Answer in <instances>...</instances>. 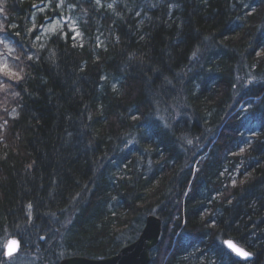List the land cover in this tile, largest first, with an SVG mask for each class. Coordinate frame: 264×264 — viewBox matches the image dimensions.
I'll list each match as a JSON object with an SVG mask.
<instances>
[{"label":"trees","instance_id":"16d2710c","mask_svg":"<svg viewBox=\"0 0 264 264\" xmlns=\"http://www.w3.org/2000/svg\"><path fill=\"white\" fill-rule=\"evenodd\" d=\"M0 41V264L110 258L152 214L150 264H264V0H0Z\"/></svg>","mask_w":264,"mask_h":264},{"label":"water","instance_id":"95a60500","mask_svg":"<svg viewBox=\"0 0 264 264\" xmlns=\"http://www.w3.org/2000/svg\"><path fill=\"white\" fill-rule=\"evenodd\" d=\"M162 238V220L152 214L147 217L145 227L139 238L134 243L124 247L117 255L110 258L97 260L85 257H72L62 260L60 264H150L151 251L160 244ZM13 242H15V244ZM230 244L242 249L249 255L247 257L239 255L233 247L229 246ZM227 247L244 260L253 258L252 254L236 245L233 241L227 242ZM20 249V241L11 238L9 239L5 256L7 258L11 257L12 255L17 254ZM9 251H11V255H9Z\"/></svg>","mask_w":264,"mask_h":264},{"label":"rangeland","instance_id":"374dc122","mask_svg":"<svg viewBox=\"0 0 264 264\" xmlns=\"http://www.w3.org/2000/svg\"><path fill=\"white\" fill-rule=\"evenodd\" d=\"M245 116V119H244V127L246 128H251V127H255V126H252L251 123H250V119H249V115H244ZM258 129V128H257ZM259 130V129H258ZM256 132V131H254ZM256 133H252V131H248L246 132V135H245V141L243 142L244 144H248L250 143L254 138H255V135ZM202 248L201 245H197L195 246V248L193 250H197V251H200ZM227 251L231 252L233 255H236L234 252H232L231 249H229L228 247L226 248ZM23 254V253H22ZM30 256L28 255H20L22 257V262H17L18 258L16 257H11L8 259V261L6 262V264H41L38 259L36 258L35 255H31L29 254ZM191 258L193 257L194 260H196V255H193V256H190ZM245 261H249V260H245Z\"/></svg>","mask_w":264,"mask_h":264},{"label":"bare ground","instance_id":"6f19581e","mask_svg":"<svg viewBox=\"0 0 264 264\" xmlns=\"http://www.w3.org/2000/svg\"><path fill=\"white\" fill-rule=\"evenodd\" d=\"M235 107H237L236 108V112L239 114V115H241V116H244V115H246V114H248L250 111H251V109H250V105L247 103V104H243V103H241L240 105H236ZM244 118H245V116H244ZM239 144H240V141H239ZM238 144V145H239ZM239 147H240V145H239ZM71 221H74V217H72V216H70V217H67V218H65V220L63 221V222H66V223H68V222H71ZM143 231V230H142ZM55 233H51L50 231H46L45 232V235H44V237L46 238V239H50V242H51V244L53 243H58L59 242V240H61L62 238H61V234L60 233H58L57 232V234H58V236H57V234H55ZM42 239H43V237H42ZM134 243V242H133ZM7 245H8V243H3L2 245H1V250H2V252H3V254H4V257H5V252L7 251L6 249H7ZM128 245H130V244H128ZM61 263V262H60Z\"/></svg>","mask_w":264,"mask_h":264},{"label":"snow or ice","instance_id":"6c2138e0","mask_svg":"<svg viewBox=\"0 0 264 264\" xmlns=\"http://www.w3.org/2000/svg\"><path fill=\"white\" fill-rule=\"evenodd\" d=\"M97 2H99V0H97ZM3 41H0V43H2ZM31 57H29L30 59ZM8 69V66L7 64L5 63L3 66H0V71H4V70H7ZM15 244V242H13ZM230 247H233L234 250L241 256H244V257H247L249 254L245 251H243L242 249L240 248H237L235 245H229ZM9 255H11V251H9Z\"/></svg>","mask_w":264,"mask_h":264}]
</instances>
